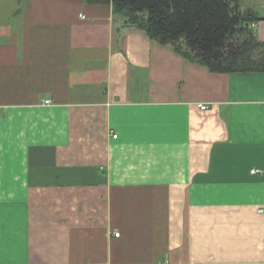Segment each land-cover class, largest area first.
I'll return each mask as SVG.
<instances>
[{
  "label": "crops",
  "instance_id": "1",
  "mask_svg": "<svg viewBox=\"0 0 264 264\" xmlns=\"http://www.w3.org/2000/svg\"><path fill=\"white\" fill-rule=\"evenodd\" d=\"M0 264H264V71L110 4L0 0Z\"/></svg>",
  "mask_w": 264,
  "mask_h": 264
},
{
  "label": "trees",
  "instance_id": "2",
  "mask_svg": "<svg viewBox=\"0 0 264 264\" xmlns=\"http://www.w3.org/2000/svg\"><path fill=\"white\" fill-rule=\"evenodd\" d=\"M110 4L114 16L213 72L264 71L257 17L240 0H85Z\"/></svg>",
  "mask_w": 264,
  "mask_h": 264
},
{
  "label": "built area",
  "instance_id": "3",
  "mask_svg": "<svg viewBox=\"0 0 264 264\" xmlns=\"http://www.w3.org/2000/svg\"><path fill=\"white\" fill-rule=\"evenodd\" d=\"M49 102V100H46L45 101V103H48ZM200 107L202 108V109H204V108H206V105H200ZM260 211H262V210H260ZM116 235H118V233H116Z\"/></svg>",
  "mask_w": 264,
  "mask_h": 264
}]
</instances>
